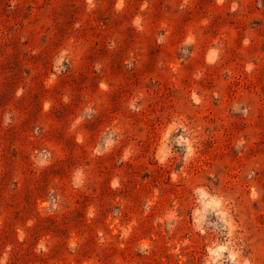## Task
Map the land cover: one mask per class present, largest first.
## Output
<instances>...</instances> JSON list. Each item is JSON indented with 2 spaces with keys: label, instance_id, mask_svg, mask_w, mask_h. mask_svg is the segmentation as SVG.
<instances>
[{
  "label": "rangeland",
  "instance_id": "obj_1",
  "mask_svg": "<svg viewBox=\"0 0 264 264\" xmlns=\"http://www.w3.org/2000/svg\"><path fill=\"white\" fill-rule=\"evenodd\" d=\"M0 264H264V0H0Z\"/></svg>",
  "mask_w": 264,
  "mask_h": 264
}]
</instances>
